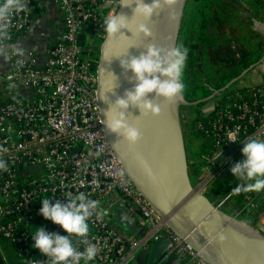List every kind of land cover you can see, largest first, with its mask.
<instances>
[{
    "label": "built area",
    "instance_id": "2783aa9c",
    "mask_svg": "<svg viewBox=\"0 0 264 264\" xmlns=\"http://www.w3.org/2000/svg\"><path fill=\"white\" fill-rule=\"evenodd\" d=\"M42 1L53 2L64 17L62 32L47 47V61L39 64L32 51H24L23 57L8 59L9 70L0 73V158L8 166L7 172H0V263L48 264L32 247L30 232L43 227L65 233L39 214L40 201H63L68 193L84 192L99 202L98 213L89 220V238L98 248L92 264H135L137 255L150 251L160 239L167 240L166 248L152 264L173 259L178 264H206L167 228L135 189L102 130L96 71L106 36L103 20L118 10L121 0H24V11L10 21L9 38L0 39L3 52H9L7 45H19L26 39L37 23ZM262 68L264 56L250 71ZM263 88L264 84L235 88L234 98L222 103L223 110L211 124L215 147L204 148L198 174L190 177L196 189L219 208L237 196L232 190L238 184H230L225 195L211 199L212 183L225 171L232 176L230 168L238 157L243 159L239 142L264 138ZM239 90L248 99L237 105ZM214 101L207 110L202 109L205 115L219 108L220 102ZM202 128L197 122V129ZM230 133L236 134L237 142L231 143ZM229 148L216 162L215 154L222 151V155ZM196 164L187 153L188 168ZM121 200L128 204L124 210L142 235L116 222ZM255 227L264 234L263 213L258 214ZM73 243L78 249L83 247L76 238Z\"/></svg>",
    "mask_w": 264,
    "mask_h": 264
},
{
    "label": "water",
    "instance_id": "95a60500",
    "mask_svg": "<svg viewBox=\"0 0 264 264\" xmlns=\"http://www.w3.org/2000/svg\"><path fill=\"white\" fill-rule=\"evenodd\" d=\"M144 2L151 3V0ZM185 2L173 0L171 6L162 3L161 9L150 21L133 17L135 4L127 8L118 7L117 13L127 16L133 31L125 29L115 37L106 35L100 45L96 96L102 130L135 189L167 228L192 248L206 264H264V234L255 226L241 224V220L225 213L196 189L189 176L187 153L181 136L180 107L205 102L214 98L218 92L195 103L187 102L183 96L177 100H164L152 94L148 99L159 104L160 112L157 115L145 116L137 107L130 106L126 112L128 122L141 132V140L135 146H130L122 138L117 140L106 127L105 113L110 106L117 99L126 98V93L136 86L135 77L130 71L125 72L121 62L139 57L151 45L161 49L175 47ZM35 14H38V10H35ZM140 24L147 26L149 36L134 34ZM79 46H82L81 37ZM252 67L243 71L224 89L240 80ZM111 88V91L106 92ZM102 91L106 92V99L100 98ZM141 158L151 164L154 176H150L142 167ZM226 174L227 171L223 176ZM124 207H128V204L121 200L118 203L116 222L129 232L142 235L143 231L137 229ZM166 244V239L155 242L150 251H142L137 255L135 264H152L163 254ZM166 264H178V259Z\"/></svg>",
    "mask_w": 264,
    "mask_h": 264
},
{
    "label": "clouds",
    "instance_id": "9594fccd",
    "mask_svg": "<svg viewBox=\"0 0 264 264\" xmlns=\"http://www.w3.org/2000/svg\"><path fill=\"white\" fill-rule=\"evenodd\" d=\"M173 0H122L119 7H132L135 4L134 16L151 20L162 7V3L171 6ZM26 7L24 0H0V39H8V29L12 18L23 12ZM104 33L108 37L119 36L125 29L133 31L127 16L109 13L103 20ZM145 37L150 35L146 25L140 24L135 33ZM9 52L0 49V55L6 60L23 57L24 50L18 44L7 45ZM189 58V49L176 45L168 49L148 46L145 53L139 57H131L121 62L125 72L130 71L135 77L136 86L126 93V98L117 99L105 113L106 127L117 140L122 138L130 146L137 145L141 140L138 128L129 124L126 112L130 106H135L142 115H157L159 104L148 99L152 94L159 99L177 100L182 98L186 85L184 73ZM109 89L106 92L111 91ZM106 92H101V99H106ZM229 140L237 142L235 133L229 134ZM243 144L241 154L243 159L230 168L232 176L239 183L233 190V195L241 193H264V138L252 137ZM222 152V151H221ZM215 154L214 158L221 155ZM140 163L145 171L154 176L151 164L144 159ZM7 162L0 158V172H7ZM39 214L44 220L59 226L65 234L48 232L43 227H36L30 232L32 247L48 259V264H92L98 255V248L92 243L90 234V218L98 213L99 202L89 198L84 192L68 193L64 200L44 198L40 201ZM246 225L247 220H241ZM73 238L80 240L81 247L74 246Z\"/></svg>",
    "mask_w": 264,
    "mask_h": 264
},
{
    "label": "trees",
    "instance_id": "16d2710c",
    "mask_svg": "<svg viewBox=\"0 0 264 264\" xmlns=\"http://www.w3.org/2000/svg\"><path fill=\"white\" fill-rule=\"evenodd\" d=\"M241 10V0H186L183 7L176 42V45L180 44L189 49L183 97L187 102L195 103L218 92L213 99H221L218 101L219 108L208 115L202 111L205 102L182 108L189 115L191 139L194 137L202 142L199 146L193 144L190 149L191 156L197 161L196 165L188 168L191 178L198 174V167L201 164L198 160L203 155L204 148L215 147L216 139L211 124L219 110H223L222 103L234 98L237 90L229 91V88L224 89L225 86L264 55V36L249 28V22L243 20ZM235 47L239 48L240 53L236 55L231 53L234 59L228 57V52ZM238 92L241 98L236 100L237 105L248 99L244 96V90ZM197 122L202 123V129H197ZM240 160L242 158L238 157L237 162ZM239 183L241 182L234 176L221 174L209 188V197L220 198L229 191L230 184L235 186ZM255 198L256 193H241L234 196L221 209L255 226L258 214H264V202L259 204Z\"/></svg>",
    "mask_w": 264,
    "mask_h": 264
},
{
    "label": "rangeland",
    "instance_id": "374dc122",
    "mask_svg": "<svg viewBox=\"0 0 264 264\" xmlns=\"http://www.w3.org/2000/svg\"><path fill=\"white\" fill-rule=\"evenodd\" d=\"M40 5L44 6V14L35 17L37 23L30 28V31L26 35V39L19 45L20 47H24L25 49H32L39 64H44L46 62L45 58L47 47H49V45L54 42V39H49V37L53 36L56 32H60V28H62L63 26L64 17L53 2L47 3L45 1H42ZM228 51L229 50H227V52ZM231 53L236 55L240 53V50L239 48L235 47L232 48V51L228 52L227 56L234 59L233 54ZM236 86L237 83H233L229 87V91H234V89L237 88ZM0 88H2L1 82ZM220 100V98L217 99V101ZM214 102L215 101L213 100V98L205 101L202 109L207 110L214 104ZM183 107L186 106H181L179 110L181 136L185 152L190 153V149L193 144H195V146H199L202 142L194 137L191 139V133L189 132L188 126L189 115L185 109H182Z\"/></svg>",
    "mask_w": 264,
    "mask_h": 264
},
{
    "label": "crops",
    "instance_id": "0c3cea01",
    "mask_svg": "<svg viewBox=\"0 0 264 264\" xmlns=\"http://www.w3.org/2000/svg\"><path fill=\"white\" fill-rule=\"evenodd\" d=\"M43 7L44 6H42V10L39 15L44 14ZM241 7H242L241 15L243 17V20H245L247 23L249 22V28L255 31L257 34L264 36V0H241ZM62 30H63V26L62 28H60L59 33L56 32L53 36L49 37V39H55L62 32ZM22 49L24 51H32L34 53L32 49H25L24 47ZM45 59L46 61L48 59L47 52H46ZM9 66H10L9 63L4 58V56L0 55V73L7 72L9 70ZM235 83H237V86H236L237 88L241 86L263 85L264 84V68L260 69V71L253 70V71L248 72L247 74H245V76H243L240 80L236 81ZM255 200H257L259 204L263 203L264 193H256Z\"/></svg>",
    "mask_w": 264,
    "mask_h": 264
},
{
    "label": "bare ground",
    "instance_id": "6f19581e",
    "mask_svg": "<svg viewBox=\"0 0 264 264\" xmlns=\"http://www.w3.org/2000/svg\"><path fill=\"white\" fill-rule=\"evenodd\" d=\"M194 126V125H193Z\"/></svg>",
    "mask_w": 264,
    "mask_h": 264
}]
</instances>
